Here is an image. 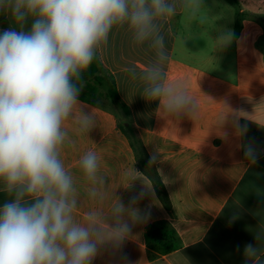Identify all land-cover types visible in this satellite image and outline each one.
Returning a JSON list of instances; mask_svg holds the SVG:
<instances>
[{"label":"crops","instance_id":"0c3cea01","mask_svg":"<svg viewBox=\"0 0 264 264\" xmlns=\"http://www.w3.org/2000/svg\"><path fill=\"white\" fill-rule=\"evenodd\" d=\"M177 3V13L164 24V68L170 80L187 82L198 105L194 115L170 116L159 110L158 100L144 98L143 82L128 69L139 73L155 53L147 45L134 44L127 28H114L99 50L171 208L164 206L152 179L140 169L134 140L122 131L114 112L79 100L64 124L61 159L74 177L77 218L83 220L93 210L110 215L115 198L126 209L137 210L139 217L125 215L129 236L118 246L101 245L91 264H264L263 5L256 2L253 18L238 19L237 32L235 26L232 33L214 37L213 48L202 49L179 47L177 25L185 28L181 22L186 11ZM32 22L29 17L23 30L30 31ZM6 30L20 29L10 12L0 11V34ZM82 112L94 120L85 130L78 122ZM236 118L246 126L242 135L236 132ZM249 145L255 163L245 158ZM89 150L99 156L103 201L90 197L91 185L78 167ZM11 199L0 185V208ZM157 221L173 227L179 249L162 254L149 245L146 230ZM249 244L255 255L245 253Z\"/></svg>","mask_w":264,"mask_h":264},{"label":"clouds","instance_id":"9594fccd","mask_svg":"<svg viewBox=\"0 0 264 264\" xmlns=\"http://www.w3.org/2000/svg\"><path fill=\"white\" fill-rule=\"evenodd\" d=\"M179 7L195 16L201 0H179ZM177 8V0H0L20 29L0 34V185L12 197L0 208V264H91L101 245L129 236L124 217L139 219L138 212L116 198L110 215L93 210L77 218L74 177L61 159L64 124L80 104L82 74L114 28H127L134 44L155 53L139 73L128 69L143 82L144 98L173 117L196 113L187 82L170 80L164 68V24ZM78 122L85 130L94 120L82 112ZM234 126L246 132L238 118ZM245 158L255 163L250 145ZM78 167L90 197L103 201L98 154L87 151Z\"/></svg>","mask_w":264,"mask_h":264},{"label":"trees","instance_id":"16d2710c","mask_svg":"<svg viewBox=\"0 0 264 264\" xmlns=\"http://www.w3.org/2000/svg\"><path fill=\"white\" fill-rule=\"evenodd\" d=\"M237 28L238 25L236 26V32ZM80 84L82 89L79 95V100L103 108L99 104V100L106 98L116 108H118L119 111H121L123 117L116 113L115 114L118 117L119 125L122 131L132 136L134 140L139 167L152 179L159 198L163 202L164 206L167 209H170L171 203L164 184L161 181L152 161L147 156V153L137 134L136 128L130 121V110L121 100L117 90L115 78L102 63L99 51L97 58L92 62L87 71L82 74ZM146 239L150 246L157 249L162 254H168L179 249L181 246V241L178 235L167 221H157L149 225L146 230Z\"/></svg>","mask_w":264,"mask_h":264},{"label":"rangeland","instance_id":"374dc122","mask_svg":"<svg viewBox=\"0 0 264 264\" xmlns=\"http://www.w3.org/2000/svg\"><path fill=\"white\" fill-rule=\"evenodd\" d=\"M260 1L263 5L260 16L264 18V0H201V7L195 16L187 11L183 16L181 23L185 28L177 25L179 47L213 48L214 37L232 33L240 18H253L258 11L256 2ZM99 104L123 117L108 99H100Z\"/></svg>","mask_w":264,"mask_h":264}]
</instances>
